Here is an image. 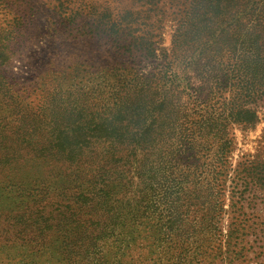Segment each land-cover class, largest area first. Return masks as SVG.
Wrapping results in <instances>:
<instances>
[{
    "label": "trees",
    "instance_id": "trees-1",
    "mask_svg": "<svg viewBox=\"0 0 264 264\" xmlns=\"http://www.w3.org/2000/svg\"><path fill=\"white\" fill-rule=\"evenodd\" d=\"M130 1L143 9L118 20L98 7V37L148 61L170 13L163 0ZM173 7L160 62L99 73L98 121L49 119L47 105L17 123L0 115V264H69L80 238L100 264L223 260L229 128L253 126L249 105L264 98V0ZM90 93L75 98L79 113L95 106Z\"/></svg>",
    "mask_w": 264,
    "mask_h": 264
},
{
    "label": "rangeland",
    "instance_id": "rangeland-1",
    "mask_svg": "<svg viewBox=\"0 0 264 264\" xmlns=\"http://www.w3.org/2000/svg\"><path fill=\"white\" fill-rule=\"evenodd\" d=\"M177 1L163 0L170 16L163 22L160 36L153 38L157 57L147 61L115 48L108 38L98 37V7L112 9L114 20H118L128 9H143L139 1L0 0V115L17 123L19 116L47 105L54 108L47 114L49 119L86 116L98 121L99 73L107 71L118 77L132 68L151 70L150 62H160L162 49L171 46L175 23L171 20ZM70 11L81 15L70 22ZM146 22L140 27L149 29L152 22ZM142 34L148 35L145 31ZM85 92H91L90 106H95L79 113L83 100L75 98ZM217 106L223 109L221 103ZM249 107L257 112L258 121L250 127L231 124L229 128L233 137L231 171L225 211L217 224L223 260L216 264H264V98ZM4 199L0 197L1 207H5ZM80 240H74L78 245L69 264H100L97 252L88 247L89 241Z\"/></svg>",
    "mask_w": 264,
    "mask_h": 264
}]
</instances>
